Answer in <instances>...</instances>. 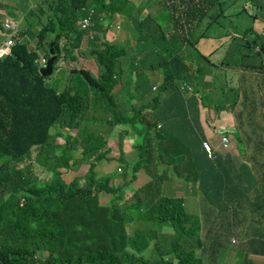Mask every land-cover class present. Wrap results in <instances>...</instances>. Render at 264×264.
Segmentation results:
<instances>
[{
    "label": "trees",
    "instance_id": "obj_1",
    "mask_svg": "<svg viewBox=\"0 0 264 264\" xmlns=\"http://www.w3.org/2000/svg\"><path fill=\"white\" fill-rule=\"evenodd\" d=\"M249 1L264 7V0ZM215 5L222 6L219 0H175L174 12L168 18L171 21L164 25L133 19L129 0H39L22 11L11 54L0 57V159L4 160L0 168V264H146L149 256L151 264H202L195 251L181 249L176 235L184 234L185 228L190 236L197 229L195 226L199 232L204 229L188 214L182 198L161 197L158 187L169 174L166 168L158 169L167 160L173 163L175 177L184 178L187 184L191 180L205 182L213 187L208 192L229 197V189L220 184L227 185L232 180L230 169L213 152V158L209 157L203 147L205 138L194 135L199 130L192 121L198 107L200 70L199 67L191 70L186 46L199 18L209 14ZM6 6L0 3V9L14 15V8ZM242 11L249 12L245 5ZM116 15L130 18L141 32L138 37L141 46L132 61H128L129 52L124 47L104 42L105 25ZM83 18H90L87 31L78 27ZM175 24L178 27L172 33ZM256 35L254 45L264 51V36ZM87 36L89 43L82 51ZM27 37L36 39V49L23 42ZM51 46L57 55L56 63L63 53L72 61L78 56L95 60L96 76L88 70H72L82 79L84 95L81 89L76 93L69 87L58 91L46 84L36 61L41 52L50 58ZM191 48L197 52L196 43ZM197 55L208 61L199 52ZM153 58L156 60L152 61ZM124 63H130L137 73L136 88L128 90L129 103L132 105L137 93H141L140 99L150 97L146 104L147 111H151L150 121L147 111L145 116L143 110L136 112L140 124L133 115L114 112L115 108L122 110L115 89ZM144 67L163 74L156 94L144 78ZM184 85L190 90H183ZM98 106L111 112V125L129 127L142 140L136 145L135 172L151 166L148 193L150 198L159 197L153 208L159 210L160 219L150 227L145 213L146 230L132 235L126 230L132 221L128 209L121 210L114 203L108 207L100 204L102 193L116 191L109 186V179L98 180L92 172L85 178L76 177L71 183L62 178L60 169L71 166L69 151L76 144L84 147V158L97 155L105 142L93 146L91 140H69L58 147L50 143V131L55 125L73 128L78 119ZM185 134L190 135L189 141L178 148L183 151L170 161L166 152ZM119 146L123 148L122 141ZM35 147L40 149L33 158ZM20 163L26 164L20 169L13 167L11 172L7 170L8 164ZM34 165L41 167L49 179L40 180ZM262 168L257 166L259 172ZM221 206L229 212L228 204ZM211 219L215 218L208 220ZM167 221L173 223H170L174 230L172 241H168L167 233L156 232L157 224ZM185 222L191 225L184 227ZM196 244L206 249L202 235ZM41 253L46 257L40 258Z\"/></svg>",
    "mask_w": 264,
    "mask_h": 264
},
{
    "label": "crops",
    "instance_id": "obj_2",
    "mask_svg": "<svg viewBox=\"0 0 264 264\" xmlns=\"http://www.w3.org/2000/svg\"><path fill=\"white\" fill-rule=\"evenodd\" d=\"M225 1L219 0L221 5ZM129 2L133 7L131 17L139 22L152 24L158 21L166 24L171 21L168 18H171L174 12L172 6L175 4V0H129ZM243 5L248 8V13L242 11ZM11 7L14 8V6ZM162 10L168 11L169 16L162 17ZM0 11L4 10L0 9ZM253 16L258 18L254 19ZM204 19L212 20L214 27L206 34L207 38L199 39L195 43L197 52L208 58V61L200 59L196 50L188 48L191 70L194 72L197 67L200 70L197 83L199 93L197 97L198 107L192 121L193 125L197 124L199 126V130L194 132V135L205 138L206 141L204 142L211 146L217 160H220V163L230 169L228 173L232 180L227 185L220 184V187L229 189L228 198L225 195L218 196L208 191H200L213 188L211 185L205 184V182L189 181L187 185L190 193L185 200V208L187 212L189 210L193 212V215L189 212L188 214L193 218H198L200 227L204 229L202 220L213 218L207 206L211 204L216 206H220L222 203L228 204L230 207L227 219L232 222L233 227L240 235L242 248L240 251L230 254L228 257L229 262L226 264H264V51H261L258 46L253 44L255 41L253 40L254 34L248 36L250 32L264 36V7L254 6L249 0H235L226 9L223 6L215 5L209 14L199 18L197 24ZM112 21L111 26L109 25L110 23L105 25L107 30L104 40L109 43H117L128 52L133 47L138 49L141 46L138 42V30L130 18L118 15ZM118 24L121 25L119 31L115 28ZM82 50H85V48L82 47ZM82 59L86 61L84 64L92 60L95 63L93 58ZM153 60H156V58H153ZM85 70L96 76L98 67L97 72L95 70ZM148 70L144 69V78L149 82L150 88L154 90V72L150 70L152 74L148 76L146 73ZM162 81L163 74L156 88L159 89ZM136 83L137 73L130 67V63H124L115 89L120 95V102H123V99L129 96L128 90L136 88ZM186 94L188 96L191 95V93ZM222 94L225 95L226 106L230 103L234 107L218 114V108H214L212 104L219 99V95L221 98L216 105L224 104ZM139 96H142L141 93H137L132 102V105L139 107L138 110L132 113L134 121L138 124H140V116L136 112L141 111L142 106L149 102L147 96L141 99L138 98ZM121 104L126 111H128V108L130 109V103L128 105H125V103ZM98 109L104 110L105 108L98 106L96 109L91 110L96 111ZM150 113L151 111L149 110L147 114V120L149 121L151 120ZM221 114H224L222 118L220 117ZM211 117L213 119L210 123L209 118ZM111 118V115L108 116V122L111 121ZM238 118H243V121L240 122ZM122 127H124V132L119 133L120 140L111 142L109 145L118 146L119 148V143L122 141L124 150L125 141L132 139L130 141L132 145L131 156L135 165L137 154L134 155V152L136 145L140 144L142 140L136 138L129 127ZM235 131L240 134V137L232 134ZM59 134L58 142L53 144L55 147L62 146L65 142L61 138L63 133L60 132ZM224 136L229 138V145L231 144V148L228 150L225 149L222 142ZM128 151L129 149L124 152L128 153ZM106 156L109 158L108 161L119 158L116 153L111 156L107 154ZM254 163L258 167L262 166V171L259 172L257 166H253ZM102 164L104 165L105 163ZM106 169L111 171L109 167L101 168L102 172H105ZM149 171H151V166H148L147 169H140L136 174L139 179L141 177H150L148 175ZM43 175L46 178L49 176L47 173H43ZM241 177H244V180ZM65 178L66 176L64 175V181ZM182 179L184 180V178ZM136 180L138 179L135 178ZM65 182L70 183L71 181ZM137 204H139V201L135 203L134 207ZM155 204L156 200L152 203V207ZM128 227L129 225L127 224L126 230ZM130 230L135 232L146 229L139 222L135 227H131ZM200 233L205 241L204 230L202 232L200 230ZM232 243L237 244L238 239H233ZM151 251L152 248H150ZM243 254L246 255L245 261L242 259ZM196 255L199 257L197 253ZM150 257L146 259V264H151ZM210 263V261H202V264Z\"/></svg>",
    "mask_w": 264,
    "mask_h": 264
},
{
    "label": "rangeland",
    "instance_id": "obj_3",
    "mask_svg": "<svg viewBox=\"0 0 264 264\" xmlns=\"http://www.w3.org/2000/svg\"><path fill=\"white\" fill-rule=\"evenodd\" d=\"M39 0H0V2L8 5L6 6L8 9H11V6H14V15H7V12L0 11V24L2 27H0V42L4 41L6 38L5 31H4V21L7 17L9 18H16L20 19L22 16V11L26 9L28 6L34 5ZM235 0H226L223 3V8L226 9L228 6H231ZM17 6V7H15ZM162 17H168L169 13L166 10L161 11ZM252 20V19H251ZM113 21L109 24L112 25ZM161 25H164V23H160ZM178 27V25L175 24L174 30ZM214 27L213 21L210 19H204L200 23L196 25L195 30L190 34L188 37V43H186V46L188 48L192 47V44L198 41L199 39H204L203 36H205L210 29ZM3 28V29H2ZM116 28V26H115ZM94 32H91L90 34H93ZM139 36L141 35V32H139ZM96 34V33H95ZM254 34V39H257V35L255 33L250 32L248 36H251ZM17 36V35H16ZM90 36H87L84 39V44L82 45L83 48L86 49L87 44L89 43ZM222 39V38H218ZM252 40V41H253ZM23 42L28 44L29 48L34 50L36 49L37 41L36 39H31L29 37L24 38ZM104 42H108L107 40H104ZM99 43V42H98ZM117 44V43H113ZM254 44V43H253ZM129 45V44H128ZM256 46V45H255ZM125 47H127L125 45ZM259 47V46H258ZM197 49V47H196ZM260 49V48H259ZM84 51V50H82ZM262 51V50H261ZM137 52V49L134 47L130 49V52L128 54V61H132L134 54ZM44 55L42 52L39 54V56ZM81 56H78L77 60L72 61L69 58L64 57V53L61 56L60 60L54 65V73L45 79L46 84L49 87H54L58 91L64 90L66 87L72 88L73 91L76 93L78 89H81L82 95H84V88L82 87V79L74 73H71L73 69H89V70H95L97 72V66L95 65L94 61L87 62V64H84L86 62L83 60ZM152 61H154L152 59ZM98 73V72H97ZM147 75L150 76L152 73L150 70H148ZM134 74V73H133ZM154 86L155 88L159 85L160 79L162 78L161 72H154ZM153 90V93H157L158 88ZM224 104H217V101L221 98L219 95V99L215 100L213 102V107L218 108V114L221 112H224L226 109H232L234 106L232 104L226 103L225 95L222 94ZM151 98L149 97V101ZM121 103H125V105L129 104V97L126 96L125 99H123V102H120L119 100V107L122 109L121 111L118 108H115V113H122L126 116L131 115L135 110H138L139 107L136 105H130V109L128 108L126 111L124 106ZM147 104V103H146ZM144 104L142 106V110L144 111V116L147 111V106ZM226 106V107H225ZM148 114V111H147ZM112 116L111 112L105 111V110H96L92 111L90 110L88 113H85L83 118L77 120V126L73 128H65L61 126L60 124L55 125L50 133H51V144H55V142H58L59 139L58 136H60V132L63 133V136H61L62 139H64L65 142H68L69 140L71 142L73 141H88L91 140L93 142V146H96L98 142H105V145L100 149L99 153L97 155L89 156L83 158V151L84 147L82 145L76 144L71 151L72 161L71 166L69 168H62L60 169L62 173V178L65 175V181H73L76 177L85 178V176L92 172L94 177L98 180L102 179H109V186L114 188L116 191L114 193H102L100 195V204L103 206H111L113 203L120 207H118L121 210L128 209L129 214L132 215V221L128 223L129 227L133 228L135 227L139 222L143 224V227L145 226V213L147 216L148 225L152 227L156 222H158L159 217V210L156 208V210L152 207V203H154L155 200L159 199V197H149L148 193V187L149 182L151 181L150 177H144L139 179L137 176V172H135V165L132 162V156H131V147L130 141L132 139H128L124 143V150L123 148H118V146H112L109 145L111 142H118L120 140L119 133L124 132V127L122 126H115L111 125L108 122V116ZM224 114H221L220 117L222 118ZM130 117V116H129ZM212 117L209 118V122H212ZM238 120L241 122L243 121V118H238ZM231 133V132H229ZM228 134V133H227ZM234 136L240 137V134L235 131L232 133ZM136 136V135H134ZM137 138V136H136ZM190 135L185 134L181 136L167 152L166 156L169 157L170 161H173L175 157L179 153L183 151V149L178 150V148L181 145L186 144L187 141H189ZM135 140V139H134ZM61 141V140H60ZM64 142V143H65ZM108 144V145H107ZM231 144L228 145V149H230ZM40 147H35L32 150L31 156L36 155V153L39 151ZM129 149L128 153H125L124 151ZM134 149V148H133ZM85 152V151H84ZM134 152V151H133ZM114 153L119 155V158L117 160H111L108 161V155H113ZM128 154V155H127ZM137 154V151L135 150L134 155ZM111 158V157H110ZM4 160L0 159V168L3 164ZM102 163H105L104 165ZM26 163H20V164H8L7 170L9 172L12 171L13 167H16L18 169L24 167ZM163 167L158 169L159 171H163L165 168L167 169V176H169L162 182L158 190L161 194V197H167V198H182L185 204V200L187 199V196L190 193V190L188 188L187 183L179 177H175L173 172V163L166 160V163L161 164ZM254 167L257 165L254 163ZM102 167H109L111 171H108L106 169L105 172H102ZM35 173L40 177V180L45 181L49 178H46L45 175H43L42 168L39 166L34 165ZM46 178V179H45ZM135 178L138 179L135 181ZM70 182V183H71ZM82 184H85V180L82 181ZM153 184V183H152ZM122 191H121V190ZM23 201V199H22ZM21 201V202H22ZM139 201V204L134 207L135 203ZM230 206H228L229 208ZM208 211L212 214V217L215 219L211 220H202L203 227H204V235H205V241L203 239V244H205L206 249L202 247V249L196 244V240L201 237V233L198 230V227L195 226L197 229L194 230L193 235H189V230L185 228L186 232L183 234H177L176 235V242L180 243L181 249H185L188 251H195L199 257L201 256L202 261H210L211 263H217V264H226L229 262L228 257L230 254H233L234 252H238L242 248V239L238 232L233 227L232 222H230L227 218L229 216L228 211H223L222 206H216V205H209L207 206ZM191 215H193V212L191 210L188 211ZM195 219V218H194ZM197 221L200 223L199 219L196 218ZM214 220H216L214 222ZM229 222V227L228 223ZM214 222V224H213ZM166 224H157L156 229L157 232H159L160 235H165L167 233L169 236L167 237L168 241H172L174 239V230L171 227L172 221L165 222ZM173 224V223H172ZM213 224V229H212ZM187 225H191L189 222L184 223V227ZM127 228V234L132 235L134 233L133 230H130V228ZM208 229H211L208 230ZM160 230V231H159ZM161 240V238L159 237ZM233 239H238V243L234 244L232 243ZM155 243V241H154ZM203 256V257H202ZM40 258H45L46 254L41 253L39 254ZM243 261L246 260V255H242ZM202 263V262H201ZM126 264H134V263H126Z\"/></svg>",
    "mask_w": 264,
    "mask_h": 264
},
{
    "label": "built area",
    "instance_id": "obj_4",
    "mask_svg": "<svg viewBox=\"0 0 264 264\" xmlns=\"http://www.w3.org/2000/svg\"><path fill=\"white\" fill-rule=\"evenodd\" d=\"M91 22H90V18H83L80 22L79 25L81 27V29L83 30H87L90 26ZM18 25L19 22L14 20V19H7L4 26L5 28L9 31V34L7 36V40L4 42V44L2 45V47L0 48V57L10 53V49L11 47L14 45V40H13V36L17 34L18 31ZM119 28V27H118ZM37 63L39 64L40 68H45L46 64H47V58L44 55L39 56V59L37 60ZM182 89H188L190 90V88H188L186 85H184L182 87ZM222 142L224 144V147L227 149L228 145H229V138L227 136H224L222 138ZM203 146L208 154L209 157L213 158L212 155V148L211 146L207 143L204 142Z\"/></svg>",
    "mask_w": 264,
    "mask_h": 264
},
{
    "label": "water",
    "instance_id": "obj_5",
    "mask_svg": "<svg viewBox=\"0 0 264 264\" xmlns=\"http://www.w3.org/2000/svg\"><path fill=\"white\" fill-rule=\"evenodd\" d=\"M6 20H7V18L5 19V21H4V24H5V22H6ZM3 27H4V31H5V35H6V38H5V41L7 40V36H8V34H9V31L5 28V26L3 25ZM4 41V42H5ZM3 42V41H2ZM4 42H3V44H4ZM1 43V42H0ZM2 44V45H3ZM2 45H0V47H2ZM50 58L48 59V61H47V66L45 67V68H43L42 70H40V75L41 76H43V77H45V78H47V77H50L52 74H53V67H54V63L56 62V60H57V56H56V54H55V52H54V48H53V46H51L50 47ZM43 171V173H45L46 174V172L44 171V170H42ZM48 178H49V176H48ZM25 203V200L23 199V201L21 202V206H23V204Z\"/></svg>",
    "mask_w": 264,
    "mask_h": 264
},
{
    "label": "clouds",
    "instance_id": "obj_6",
    "mask_svg": "<svg viewBox=\"0 0 264 264\" xmlns=\"http://www.w3.org/2000/svg\"><path fill=\"white\" fill-rule=\"evenodd\" d=\"M171 5H173V4H171ZM118 15H116V17H117ZM9 17H7V19H8ZM9 19H14V20H16V21H18V19H16V18H9ZM82 19H80L79 21H78V27H79V29L80 30H82V31H87V30H83V29H81V27H80V25H79V22L81 21ZM119 27V28H118ZM121 29V25L120 24H118V25H116V30H120ZM16 37V35H14L13 36V40H14V38ZM14 46V45H13ZM12 46V47H13ZM12 47H11V49H12ZM1 48V47H0ZM11 49H10V53H8V54H5V55H3V56H6V55H9V54H11ZM50 55V54H49ZM3 56H1V57H3ZM45 56V55H44ZM51 56V55H50ZM57 56V55H56ZM47 58V57H46ZM48 59L49 58H47V61H48ZM37 62V61H36ZM38 64V63H37ZM39 65V64H38ZM54 65H55V63H54ZM46 66H47V64H46ZM43 68H40L39 67V72H40V70H42ZM53 73H54V67H53ZM226 149V148H225ZM43 170V169H42ZM207 190L208 189H205V190H200V191H206L207 192Z\"/></svg>",
    "mask_w": 264,
    "mask_h": 264
}]
</instances>
